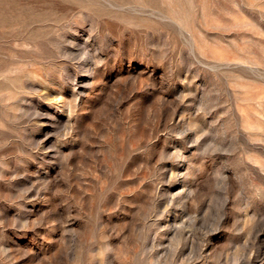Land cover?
Segmentation results:
<instances>
[{
    "label": "rangeland",
    "instance_id": "374dc122",
    "mask_svg": "<svg viewBox=\"0 0 264 264\" xmlns=\"http://www.w3.org/2000/svg\"><path fill=\"white\" fill-rule=\"evenodd\" d=\"M0 264H264V0H0Z\"/></svg>",
    "mask_w": 264,
    "mask_h": 264
}]
</instances>
